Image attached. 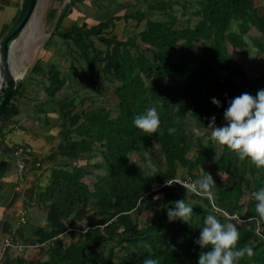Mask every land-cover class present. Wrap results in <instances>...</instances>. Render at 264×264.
Segmentation results:
<instances>
[{"label":"trees","instance_id":"1","mask_svg":"<svg viewBox=\"0 0 264 264\" xmlns=\"http://www.w3.org/2000/svg\"><path fill=\"white\" fill-rule=\"evenodd\" d=\"M77 1H70L64 18ZM195 4L199 11L192 17L199 20L184 28L178 25L190 20L186 14L190 4L172 0H157L154 6L147 7L163 20H146L145 11L139 9L92 26L83 23L63 29L61 21L49 41L57 37L64 45L73 44L75 51L70 58L85 64L91 92L102 94L107 81L118 84L114 93L116 110L93 106L87 97L61 105L60 142L49 155L31 162L35 170H41L44 164L54 166L46 186L35 197L37 206L45 212L44 226L27 222L14 228L9 222L1 225V232L12 236L13 244L39 248L38 258L12 259L4 251L2 264H143L148 257L157 258L159 264H198L202 250L194 241L199 239V230L209 214L216 215L222 223L238 215L243 221L237 224L238 246L252 247L255 253L239 264H264V232L257 233L255 223L248 222L255 215L252 193L264 187V172L239 161L227 150L216 154L210 130L205 129L212 116L217 126L224 123L223 113L233 98L244 92L255 96L264 89V85H245L249 80L246 71L228 49L242 50L251 44L256 56L264 53V45L249 37L253 28L264 36V12L254 0H196ZM18 12L19 9L13 21ZM57 12L49 10L47 22L56 21ZM129 19L136 25L145 21V25L121 40L114 33L116 24ZM10 26L3 30L0 40ZM96 41L103 49L97 47ZM142 45L151 54L143 52ZM49 47L46 41L43 56ZM43 59L38 58L24 78L39 79L44 94L53 99L67 86V79L55 64ZM100 77L102 81L98 83ZM25 92L23 82L1 117L0 126L18 113L16 103ZM225 93H233L234 97ZM213 98L220 101L219 107L212 104ZM153 106L160 115V128L156 134L144 136L133 120ZM187 118L192 120L195 131L187 129ZM197 129L203 134H198ZM194 137L197 153L188 158ZM154 144L165 168L146 176L130 156L138 154L143 158L155 152ZM97 154L101 162L91 165ZM209 163L212 164L206 173L215 181L210 199L198 197L175 183L162 186L166 180L176 179L180 169L192 176L194 170ZM94 170L101 174L93 175ZM89 176L94 179L91 188L84 182ZM247 194L250 197L243 200ZM181 199L193 207L194 215L188 224L168 220L167 208ZM140 209L152 213L142 227L136 218ZM84 221L85 226H76ZM75 228L80 232L65 245L62 236L73 234ZM102 250H107L103 257ZM119 253L123 257L116 259Z\"/></svg>","mask_w":264,"mask_h":264},{"label":"crops","instance_id":"2","mask_svg":"<svg viewBox=\"0 0 264 264\" xmlns=\"http://www.w3.org/2000/svg\"><path fill=\"white\" fill-rule=\"evenodd\" d=\"M20 1L21 0H0V35L7 26L11 25L19 9ZM156 1L157 0H142L141 2V0H139V2L141 3L139 4L138 7H136L134 3H131L129 1L128 3H126V0H78L77 2L74 3V5L76 4L77 9L80 10L78 12L81 13L80 16L81 17L83 16V18L79 20L78 17L72 16L69 19L70 21H66L72 11V8L70 7V12L63 19L62 28L66 29L70 26L81 25L83 23L87 24L88 26H92V25H96L100 21L107 20L108 18L111 17H121L124 15L134 14L139 9L145 11L146 20H163V18L158 13L147 11L148 5L154 6ZM68 3L70 5V2ZM112 8H114L113 12H112L113 10ZM107 11H109L110 13H108ZM196 11L197 12L199 11L197 6L195 7L190 6L189 10L186 13L188 17L195 18L196 20L195 23L199 20V17H192L193 14H196ZM65 21L67 22L66 26L64 24ZM119 23H124L122 26H124L126 30L129 27L136 29L135 33L141 30L145 25V21L139 25H136L135 20L132 19H129L128 21L121 20L116 24L117 26L116 29L118 28ZM116 29L114 33L116 32ZM49 38L47 39V41L50 44L49 47L50 49L47 51L49 52L50 50L55 51V49H59L58 53L59 52L60 53L52 59L47 57L46 60H49L48 62L49 64L53 63L57 66L58 70L61 73V76H64L67 79V86L62 91H60L55 98L51 99L50 97L44 94L43 89L41 88L42 84L39 82V79L27 81V78L23 77L22 84L24 82L26 86V92L24 93L22 98H19V100L16 103L18 113L15 116H13L8 123L0 126V238L1 241H3V238H6V236H8L7 234L4 235L1 232L2 229L1 225L4 222H9L11 228H14L13 226L19 224L18 221L21 218L26 217L27 219V214H28V219L26 222H28L30 225L35 227L44 226L45 212L42 210L41 207L37 206L35 197H36V193H39V191L44 189V187L46 186L49 174L45 179L44 185L40 184L41 182L40 177L42 176L46 168H47V172L49 173L50 169H52L54 166L44 164L41 170H35L32 168L33 165L31 164V162L33 161V159H39L50 154L48 153L45 155L44 153L45 151H42L43 145H45L49 141V139L47 138L43 139L45 136H48V134L44 133V131L50 127L53 129L57 128V125L59 124V113H60L61 105L63 103L69 102L72 99L73 100L83 99V96H76L77 94H75L74 96L70 94H65L64 90L66 88H71L74 85H79V86H83L84 89H86L85 97H87V94L93 93L90 90L91 84L88 80V76H87L88 73L85 68L86 67L85 64L82 63L81 61H77L75 59L70 58V56H73L71 55V53L73 54V52L75 51V47L73 46V44L67 43V45L66 44L64 45V43L57 37L51 39V41H49ZM71 66L74 67L73 70L70 68ZM74 70L76 72H74ZM101 81L102 80L100 77L98 83H100ZM37 88L39 89L38 93L36 92ZM103 91H104V87H103ZM42 93L43 95L41 96ZM94 100H98V99H94ZM41 140H43V142ZM20 147L29 148L32 152L26 159L25 170L27 171L26 173L24 172V174L22 175V177L24 178L23 182H25L24 189L23 187L20 189V186L22 184V181L18 182L19 179L18 175L20 171L14 162L15 161L14 150ZM147 155L148 154L143 155L142 158V156L138 154H132V156L135 157L138 156L139 158L136 160L135 157L133 159L130 157V160L134 162L135 165L142 171L141 167H145V165L141 166L140 164L141 162L147 163L148 161ZM81 164L83 165L85 163L81 162ZM162 164H164L163 159H162ZM211 164L212 163H209L204 166L206 167L207 165H211ZM204 166L202 167L204 168ZM164 168H165L164 165H162L153 171L147 170L146 171L147 174L144 173L146 170V168H144V171L142 172L146 176H149L152 172L156 170H163ZM208 169L209 168L206 167L203 170V173L205 174L208 171ZM182 171H183L182 169L179 170V176L181 175ZM28 173L29 174L32 173L34 175L33 178L34 180L32 182H29L27 175ZM195 174L198 175L199 170H194L192 176L191 175L188 176L186 174L187 175L186 177H190L195 180L196 178ZM179 176L177 178H179ZM34 181L36 183H33ZM32 192H33V196L30 194ZM160 203L161 201L158 203V205H160ZM158 205L157 207H160ZM13 231L14 229H12L11 233H13ZM2 246L3 245L1 244L0 254L2 253L3 256L2 262L5 256L3 255L4 251L8 255H10L12 259H15L17 257H22L27 261H31V260H35V255L34 257H31L33 255L30 256L26 254H29V252H31L30 249H36L34 251L37 252L39 249L36 248L35 246L24 247L21 245L22 246L21 250L15 248H8L4 250Z\"/></svg>","mask_w":264,"mask_h":264},{"label":"clouds","instance_id":"3","mask_svg":"<svg viewBox=\"0 0 264 264\" xmlns=\"http://www.w3.org/2000/svg\"><path fill=\"white\" fill-rule=\"evenodd\" d=\"M212 104L219 107L220 101L212 99ZM224 123L217 126L216 117L212 116L205 129L210 130V138L217 153L227 150L239 161L250 164L258 171L264 172V89L253 96L247 92L233 98L223 113ZM160 115L156 107L147 108L133 120L134 127L144 136L156 134L160 128ZM198 134H203L197 129ZM186 191L196 196L210 199L215 181L211 174L205 173L195 182L179 181ZM172 181H165V186H172ZM255 203V215L248 218L249 223H255L257 233L264 232V187L252 193ZM159 197H157L158 199ZM193 207L185 199L174 202L167 208L169 222L180 220L188 224L193 217ZM235 221L233 223L232 221ZM243 223L238 215L229 217L222 223L214 214H209L199 230V239L194 243L202 250L198 264H239L245 257L254 256L252 247H239L240 233L237 224ZM143 264H159L157 258L148 257Z\"/></svg>","mask_w":264,"mask_h":264},{"label":"rangeland","instance_id":"4","mask_svg":"<svg viewBox=\"0 0 264 264\" xmlns=\"http://www.w3.org/2000/svg\"><path fill=\"white\" fill-rule=\"evenodd\" d=\"M131 2L134 3L136 5V7L139 6V4L142 2H139V0H126V3ZM173 2L176 3H180V4H190V6H197L195 4L196 0H172ZM70 2V0H39L38 4L36 6L35 12L33 14V17L31 18L29 24L27 25V27L25 28V30L23 31L22 35L17 39V41L15 42L13 49H12V53H11V67L12 69L20 76L25 77V75H27L26 73H29L30 68L33 66V64L35 63V61L38 58H41L42 60L45 61L44 58H54L56 57L59 53H58V49L54 50H50L49 52L46 51V54L43 56V52L42 51V47L43 44L47 41V39L49 38V36L51 35V31L54 27L55 21L52 23L47 22L46 20V14L49 10L51 9H55L57 10V15L59 14L60 10L62 9V7L66 4ZM255 6L259 7L262 12H264V0H254ZM78 6V5H77ZM79 7V6H78ZM72 11L70 13V16L67 18L66 21H70V17L74 16V17H78V19L80 20L81 18H83V16L81 17L80 14L76 7V4L71 7ZM112 12L114 11V8H112ZM124 9V8H123ZM119 10V8H118ZM108 13H110L109 11H107ZM94 20V19H93ZM65 21V26L67 25V22ZM195 18H191L190 20H188L187 23H183L181 24V26L178 25L179 28H184L186 26L193 25V23H195ZM78 22V21H77ZM124 23H119L118 28L116 29V35H118L119 39L121 40H125L127 37H129V35H133L136 31V29H133L132 27L124 28V26H122ZM70 25V24H69ZM127 27V26H126ZM249 37L251 39H253L255 42H257L260 45H264V36H262L257 30H255L254 28L250 30L249 33ZM96 45L97 47L103 49L102 46H100V44L96 41ZM141 50L143 52H146L147 54H151V52L147 51V48L145 46H141L140 47ZM229 49V53L230 55L233 57V59L235 61H237L246 71V74L249 78V80H247L245 82V85L247 87H252V86H263L264 85V53L261 54L259 57L255 55V52H252V48H251V44H249L248 47H245L242 50H238V49H233L232 47H228ZM43 61V62H44ZM49 61V60H47ZM259 79V80H254V79ZM146 83L148 84L149 79L145 78ZM104 87V91L99 94H95V93H89L87 94V98L89 100H92V104L93 106H102V107H106L109 109H112L113 111L116 110V98H115V90L118 87L117 83H113V82H109L107 81V83H104L103 85ZM39 89L37 88L36 92L38 93ZM85 92L86 89H84L83 86H79V85H74L71 88H66L64 90L65 94H70V95H75L76 96H83L85 97ZM43 95V93L41 94V96ZM225 96L229 97V98H233L234 94L232 93H225ZM85 99V98H84ZM94 99H98V100H94ZM187 129H189L190 131H195L194 130V124L192 122V120H190L189 118H187ZM52 129V130H51ZM61 132L60 127L57 125L56 129L53 128H48L44 131V133H47L48 136H45L43 139H49L48 143H46L45 145H43L42 147V151H45V155L50 153L51 151H54L57 144L60 142V136L59 133ZM43 142V140H41ZM153 150L155 152L153 153H149L148 156V161L147 163L145 162H141V166L145 165V167H141L142 171H144V168H146L145 172L147 174V170L148 171H153L156 168H159L160 166L164 165L162 164V156L159 152V148L156 144L153 145ZM32 153V152H31ZM197 153V146H196V139L194 137L192 146H191V151L188 154V158H192L195 154ZM217 153V152H216ZM153 154V155H152ZM132 159L135 156H130ZM151 157V158H150ZM139 157H135V159L137 160ZM150 158V159H149ZM15 162V161H14ZM97 162H101V158L98 156H95V158L92 159L91 161V165L93 163H97ZM206 167H210V165H207ZM204 166L203 167H199V174H195V181L196 179H201L204 176L203 170L206 168ZM18 168V167H17ZM27 170L24 169V171H20L19 172V181H22V184L20 186V189L23 187V189L25 188V185L23 182L24 178L22 177V175L24 174V172L26 173ZM186 170H183L181 172V175L179 176V179L186 177L187 175L184 174ZM48 172H47V168L44 171V173L42 174V176L40 177V184H45V179L48 176ZM93 175L95 174H101V172H97V171H93L92 172ZM28 175V179L29 182H32L34 179V175L31 174H27ZM26 178V176H25ZM188 178V177H186ZM185 178V179H186ZM26 180V179H25ZM94 181L92 176L87 177L84 182L91 188L92 182ZM33 183H36L35 181ZM42 185V186H43ZM33 196V192L30 193ZM37 194V193H36ZM29 195V196H31ZM250 196L247 194L243 200L248 199ZM160 206V205H158ZM159 208V207H158ZM152 216V213L149 210H145V209H140L139 214L136 215V218L139 222V226L142 227L144 226L146 223H148L150 221V217ZM25 217V216H24ZM27 219H28V214H27ZM26 217L24 218L25 221H27ZM28 223V222H27ZM86 222L84 221V223H78L76 224L77 227H83L85 226ZM78 235V232H73V234L67 233L66 235L62 236L63 240H64V244L67 245L72 239H74L76 236ZM0 246L2 244L1 238H0ZM111 245H108V248ZM3 248V246H2ZM28 249V248H27ZM1 250V249H0ZM13 250V249H11ZM31 252H29V254L26 255H33L31 257H34L35 255V259L38 258V252L34 251L36 249H30ZM107 252V250H102L101 251V256L103 257L104 254ZM31 253V254H30ZM130 256L133 257V251L130 252ZM123 255H121L120 253L118 254V256L116 257V259L122 258ZM115 259V260H116ZM123 260V259H122Z\"/></svg>","mask_w":264,"mask_h":264},{"label":"water","instance_id":"5","mask_svg":"<svg viewBox=\"0 0 264 264\" xmlns=\"http://www.w3.org/2000/svg\"><path fill=\"white\" fill-rule=\"evenodd\" d=\"M38 1H20L19 12L15 20L0 40V119L16 96L23 81V77L18 75L11 67V53L15 42L33 17ZM68 8L69 3H66L60 10L51 35L58 31Z\"/></svg>","mask_w":264,"mask_h":264},{"label":"built area","instance_id":"6","mask_svg":"<svg viewBox=\"0 0 264 264\" xmlns=\"http://www.w3.org/2000/svg\"><path fill=\"white\" fill-rule=\"evenodd\" d=\"M31 154V150L29 148H17L14 150V160H15V164L17 165L19 171H22L25 169V166H26V159L27 157ZM186 178V177H185ZM176 178V179H173L172 182L173 183H176V182H179V181H185V182H195L194 179L188 177V178ZM165 184H163L162 186H164ZM177 185L181 186L180 184L177 183ZM217 212H220L218 209L214 208ZM226 217H228V215L225 214ZM19 223H25L26 221L24 220V218H21L19 221ZM74 232H80L79 228H75L73 230ZM13 241V238L12 236L10 237H6V238H3V241H2V245H3V249H7V248H16V249H19L21 250L22 249V246L20 244H13L12 243ZM0 264H2V253L0 254Z\"/></svg>","mask_w":264,"mask_h":264}]
</instances>
